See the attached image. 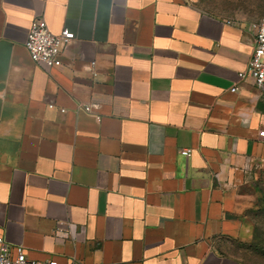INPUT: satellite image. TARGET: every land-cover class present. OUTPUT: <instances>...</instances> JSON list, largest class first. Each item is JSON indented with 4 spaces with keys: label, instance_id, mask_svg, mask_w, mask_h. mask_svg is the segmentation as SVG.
<instances>
[{
    "label": "crops",
    "instance_id": "0c3cea01",
    "mask_svg": "<svg viewBox=\"0 0 264 264\" xmlns=\"http://www.w3.org/2000/svg\"><path fill=\"white\" fill-rule=\"evenodd\" d=\"M36 18L75 32L59 67L25 47ZM253 20L197 0H0V235L37 260L248 264L232 247L238 187L264 171V93L238 75Z\"/></svg>",
    "mask_w": 264,
    "mask_h": 264
},
{
    "label": "built area",
    "instance_id": "2783aa9c",
    "mask_svg": "<svg viewBox=\"0 0 264 264\" xmlns=\"http://www.w3.org/2000/svg\"><path fill=\"white\" fill-rule=\"evenodd\" d=\"M250 30L254 36L255 49L245 70L239 72L240 80L251 78L257 88L264 93V16L254 19L250 23ZM75 32L65 27L60 32H53L44 18H36L31 23V28L25 47L28 50L33 62L45 67L48 70L59 67L63 64L69 45L75 40ZM239 89L234 85L231 91ZM53 107V104L50 105ZM86 111H91V105H81ZM65 108L61 111L65 112ZM264 136V130L260 131ZM192 149H183V155H190ZM0 264H81L78 260L72 259L60 262L52 257L43 260L30 258L24 245H12L0 235Z\"/></svg>",
    "mask_w": 264,
    "mask_h": 264
},
{
    "label": "rangeland",
    "instance_id": "374dc122",
    "mask_svg": "<svg viewBox=\"0 0 264 264\" xmlns=\"http://www.w3.org/2000/svg\"><path fill=\"white\" fill-rule=\"evenodd\" d=\"M205 11L256 19L264 16V0H197ZM239 216L247 231L232 250L243 258L264 262V171L257 180L238 187Z\"/></svg>",
    "mask_w": 264,
    "mask_h": 264
},
{
    "label": "trees",
    "instance_id": "16d2710c",
    "mask_svg": "<svg viewBox=\"0 0 264 264\" xmlns=\"http://www.w3.org/2000/svg\"><path fill=\"white\" fill-rule=\"evenodd\" d=\"M234 216V215H233ZM246 263L248 264H264L263 261H255V260H249L247 258H243L242 256H240Z\"/></svg>",
    "mask_w": 264,
    "mask_h": 264
}]
</instances>
